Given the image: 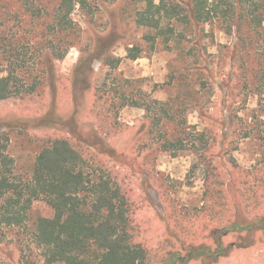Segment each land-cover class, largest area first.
<instances>
[{
    "label": "rangeland",
    "instance_id": "rangeland-1",
    "mask_svg": "<svg viewBox=\"0 0 264 264\" xmlns=\"http://www.w3.org/2000/svg\"><path fill=\"white\" fill-rule=\"evenodd\" d=\"M167 1L187 6L190 0ZM89 2L92 14L80 6L72 13L79 36H66L74 46L55 62L51 78L43 63L60 45L54 30L60 0H0V71L12 66L20 78L43 84L34 95L0 102V133L10 139L16 174L29 178L50 141L77 136L73 144L91 169L103 167L129 198L134 242L147 249V264L177 258L182 245L215 250L211 223L229 225L233 206L244 201L250 216L264 208V24L255 28L240 17L180 27L174 41L159 40L151 51L150 30L136 23L143 2ZM135 46L142 56L131 60ZM112 59L118 68L109 65ZM97 90L110 92L115 106ZM122 94L151 111L122 106ZM156 101L167 104L174 120ZM165 142L183 150L175 155ZM109 149L115 159L105 154ZM52 216L36 201L26 226L0 227V264H43L36 224ZM223 246L225 257L216 264H264L260 232L230 235ZM182 256L175 264H202Z\"/></svg>",
    "mask_w": 264,
    "mask_h": 264
},
{
    "label": "trees",
    "instance_id": "trees-1",
    "mask_svg": "<svg viewBox=\"0 0 264 264\" xmlns=\"http://www.w3.org/2000/svg\"><path fill=\"white\" fill-rule=\"evenodd\" d=\"M23 1L28 5L41 0ZM139 1L145 7L137 12L136 23L150 30L145 40L151 51L156 49L159 40L167 45L174 41L180 27L236 23L240 17L250 19V24L255 28L264 24V4L259 5L254 0H190L187 6L167 0L159 3L155 0ZM249 4L254 8H249L247 15L239 16ZM77 6L93 13L89 0H60L54 17V30L57 28L60 45L53 46L43 63L51 78L54 77L55 62L64 59L74 46L72 42H64L66 36L72 37L73 41L79 36L75 22L70 19ZM141 51L138 46L130 48L129 58L138 60L142 56ZM108 63L114 69L119 66L117 59L109 60ZM42 85V79L39 78H20L11 66L8 73L0 71V102L34 95ZM96 93L102 98L106 97L107 104L115 106L110 92L97 90ZM122 95L125 100L122 106L145 107L151 111V106L141 105L134 100L131 102ZM155 104L160 105L168 120H174L167 104L158 101ZM76 137L72 135L71 138L50 141L38 155L33 171L26 179L16 174L15 161L8 151L10 139L0 133V227L26 226L34 202L43 201L53 210L52 217H41L36 224L35 240L42 250L43 264H147V249L134 242L129 198L103 167L91 169L90 160L73 144L72 138ZM179 145L165 142L163 147L176 155L183 150ZM105 152L108 157L116 158L115 150ZM237 173L239 178H255V173L249 176ZM246 204L244 201L239 206H233L226 218L229 225L220 228V222L211 223V227L216 229L215 250L211 246L182 245L176 254L177 258L172 255L163 264L181 263L183 252L188 253L191 261L216 264L225 257V238L256 232L264 235V208L257 209L256 215L250 216Z\"/></svg>",
    "mask_w": 264,
    "mask_h": 264
}]
</instances>
